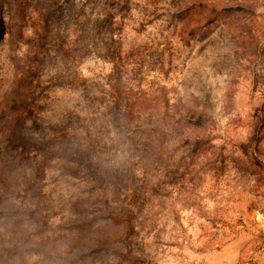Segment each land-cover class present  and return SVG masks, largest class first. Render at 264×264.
Listing matches in <instances>:
<instances>
[{
  "label": "rangeland",
  "instance_id": "obj_1",
  "mask_svg": "<svg viewBox=\"0 0 264 264\" xmlns=\"http://www.w3.org/2000/svg\"><path fill=\"white\" fill-rule=\"evenodd\" d=\"M0 264H264V0H0Z\"/></svg>",
  "mask_w": 264,
  "mask_h": 264
}]
</instances>
